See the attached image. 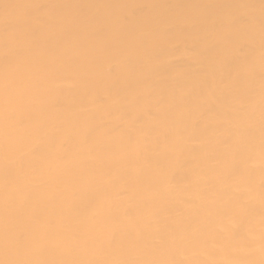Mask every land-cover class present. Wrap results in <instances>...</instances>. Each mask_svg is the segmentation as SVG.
Wrapping results in <instances>:
<instances>
[{"label": "bare ground", "instance_id": "bare-ground-1", "mask_svg": "<svg viewBox=\"0 0 264 264\" xmlns=\"http://www.w3.org/2000/svg\"><path fill=\"white\" fill-rule=\"evenodd\" d=\"M0 264H264V0H0Z\"/></svg>", "mask_w": 264, "mask_h": 264}]
</instances>
